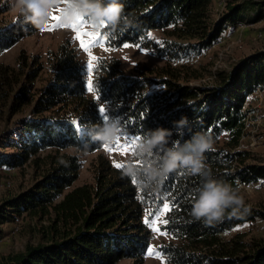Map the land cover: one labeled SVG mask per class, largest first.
<instances>
[{
	"label": "trees",
	"instance_id": "16d2710c",
	"mask_svg": "<svg viewBox=\"0 0 264 264\" xmlns=\"http://www.w3.org/2000/svg\"><path fill=\"white\" fill-rule=\"evenodd\" d=\"M122 2L130 26L113 31L105 24L101 34L106 45L153 49L170 62L202 55L227 27L264 19V0H233L218 19L213 17L214 0ZM39 29L20 16L0 24V55ZM49 66L50 79L38 87L44 68L37 66L35 58L20 55L15 67L0 65V111L7 108L18 114L30 109L29 118L8 145L14 153L0 159V166L16 167L48 150L63 152L34 187L0 205V225L24 213L51 216L47 240L28 244L22 252L0 255V264H118L125 259L144 264L153 240L145 221L162 213L165 201L172 205L163 218L167 221L163 230L172 239L161 247L167 264H264V208L249 206L242 217L226 213L211 225L190 215L192 199L208 178L241 186L264 185V164H255L250 153L240 149L246 135L247 99L255 90L264 92V50L234 71L219 74L215 87L193 88L189 80L182 84L168 67L158 77L128 76L112 58L97 61L92 76L95 90L89 91L88 71L65 46L49 58ZM101 106L108 119H103ZM182 117L188 123L178 128L174 122ZM111 119H118L121 135L133 140L159 127L171 129L166 146L178 142L182 147L195 132H209L213 145L205 153V163L210 177L178 168L159 186L143 187L123 173L124 164L118 168L100 156L96 183L67 192L82 168L79 156L103 148L105 143L94 136ZM135 147L129 160L143 167L149 157H137ZM68 150L74 153L67 154ZM160 154L158 150L150 158ZM255 223L262 226L259 236L233 233Z\"/></svg>",
	"mask_w": 264,
	"mask_h": 264
},
{
	"label": "rangeland",
	"instance_id": "374dc122",
	"mask_svg": "<svg viewBox=\"0 0 264 264\" xmlns=\"http://www.w3.org/2000/svg\"><path fill=\"white\" fill-rule=\"evenodd\" d=\"M233 0H214L213 17L218 19L225 12L226 5ZM244 2L247 0H234ZM256 1V0H253ZM261 1V0H258ZM55 4L49 15V18L43 27L28 37L23 38L11 49L0 55V65H10L15 67L20 55L35 58L37 66H43L40 72L38 87L43 85L45 80L50 79L52 69L49 66V58L65 46L73 51L77 59L83 64L88 71V62L92 56L97 59L93 60V69L99 59L115 58L120 63V68L128 76H137L147 74L152 77H158L162 69L168 67V71L176 81L194 87H215L219 84V74H227L236 69L251 55L264 50V19L255 23H247L242 26L232 28L227 27L220 39L218 45L214 46L210 52L204 51L202 55L194 56L189 59L185 58L180 61L170 62L164 57L156 55L153 49H142L137 46H125L114 49L106 45L105 36L100 30H95L90 26V20L85 18L82 21L74 23L86 32H97L100 38L91 44L89 50L81 47V42L77 36V30L72 24H66L62 19V5L68 3L63 0H50ZM3 8V9H2ZM264 12V11H263ZM53 15L61 17L57 23L53 21ZM19 16L17 12L12 11L7 3L0 6V24L9 22ZM56 25L50 28L51 25ZM228 26V25H227ZM48 28L49 30H45ZM151 72H155L151 74ZM93 70L91 72V79ZM89 79V71H88ZM156 89L160 90L158 86ZM264 92L255 90L247 99V105L243 112L247 113L246 135L241 141L240 149L247 151L251 155V161L255 164H264ZM3 110V111H2ZM30 109H24L21 113L13 114L7 108L0 111V159H6L14 153V149L9 147L10 141L15 139V132L18 131L23 121L29 118ZM132 138L121 135L119 136L120 144H131ZM9 145V146H8ZM107 145V144H105ZM103 146L97 152L87 155H78L82 168L77 180L73 183L71 191L74 188L85 184H95L99 157L107 159L113 166L124 164L131 157L130 149L128 151L116 150L119 145L115 141ZM67 154H73V150H68ZM63 152L48 150L30 156L26 161L16 167L6 168L0 166V205L7 199L16 198L34 187L42 180L44 174L52 171L55 165L54 158L59 159ZM66 192V193H67ZM242 194L245 202L250 207L264 208V185L242 186ZM159 218V231L153 230L151 222ZM164 213L155 216L149 222L150 229L153 232L151 241L152 253L145 258L144 264H167L165 257L161 253V247L172 242V239L163 230ZM51 216H32L24 213L18 215L13 221L0 225V255H9L24 251L26 245H36L47 240L48 232L52 227ZM58 225V229H63ZM245 232L249 238L262 234V226L259 223L246 225L237 228L233 233ZM232 233V234H233ZM231 234V235H232ZM230 235V236H231ZM118 264H135L132 260L125 259ZM137 264V263H136Z\"/></svg>",
	"mask_w": 264,
	"mask_h": 264
},
{
	"label": "clouds",
	"instance_id": "9594fccd",
	"mask_svg": "<svg viewBox=\"0 0 264 264\" xmlns=\"http://www.w3.org/2000/svg\"><path fill=\"white\" fill-rule=\"evenodd\" d=\"M7 3L8 7L17 12L25 21H31L39 27L47 22L51 10L56 7L50 0H0V6ZM62 19L66 24H72L79 17H87L90 26L100 30L105 24L113 31H123L130 26V19L125 18L122 0H69L62 5ZM178 128L188 123L187 117L174 122ZM101 130L95 133L94 138L110 145L121 134L118 119L105 120L100 126ZM172 130L159 127L149 130L139 137L135 152L137 157L145 159L143 167L126 161L123 173L143 187L159 186L172 171L182 168L193 175L210 177L211 173L205 163V153L213 145L212 135L207 131L195 132L184 145L178 146L174 142L168 144ZM161 150L162 154L153 160L150 157ZM249 212V206L242 194V186L232 184L223 179L208 178L197 189L191 202L190 215L194 219L203 220L211 225L228 216H244Z\"/></svg>",
	"mask_w": 264,
	"mask_h": 264
},
{
	"label": "snow or ice",
	"instance_id": "6c2138e0",
	"mask_svg": "<svg viewBox=\"0 0 264 264\" xmlns=\"http://www.w3.org/2000/svg\"><path fill=\"white\" fill-rule=\"evenodd\" d=\"M53 21H56L57 23H59L61 21V17L58 16V15H53L52 17ZM84 19V17H79L77 21H82ZM56 25H51L49 26L50 28H54ZM72 27L74 29L77 30V36H78V39L80 40L81 42V47L84 48L86 51L90 49V46L92 43L95 42V40H97L98 38H100V34L97 33V32H86L84 31L83 29H81L78 24L76 23H73L72 24ZM45 30H49L48 28H45ZM126 47L127 46H130L128 44L125 45ZM89 56L91 57V59L89 60L88 62V71H89V79L87 81V87H88V90L89 91H94V86H93V82H92V79H91V72L93 70V63L92 61L97 59L96 57L92 56V53L89 51ZM100 112L101 114L103 115V119H108L109 116L106 114V110L103 106L100 107ZM76 124V127L77 129H79V124L78 122H74ZM139 138L137 137L136 139H134L131 144H120L119 143V137H117L116 139V142L117 144L119 145V147L116 149V150H122V151H128L132 148L135 147L136 145V140H138ZM105 147H108V145H105ZM116 166L119 168V167H123V165L117 163ZM135 179H133V183H135ZM172 207L171 204H169L167 201L164 202L163 204V209H162V213H166L170 210V208ZM161 213V214H162ZM165 223H167V221H164ZM146 224L150 223L148 220L145 221ZM158 224H159V218L157 217V219L155 221H152L151 222V226L153 227V230L155 231H159V227H158ZM149 251V254L152 253V249L151 247L148 249Z\"/></svg>",
	"mask_w": 264,
	"mask_h": 264
},
{
	"label": "built area",
	"instance_id": "2783aa9c",
	"mask_svg": "<svg viewBox=\"0 0 264 264\" xmlns=\"http://www.w3.org/2000/svg\"><path fill=\"white\" fill-rule=\"evenodd\" d=\"M218 44H219V42L213 44V45H212L209 49H207L206 51H207V52H210L211 49H212L214 46L218 45ZM263 97H264L263 94H261V98H263Z\"/></svg>",
	"mask_w": 264,
	"mask_h": 264
}]
</instances>
